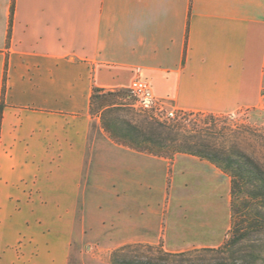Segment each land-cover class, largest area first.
<instances>
[{
  "label": "crops",
  "instance_id": "crops-1",
  "mask_svg": "<svg viewBox=\"0 0 264 264\" xmlns=\"http://www.w3.org/2000/svg\"><path fill=\"white\" fill-rule=\"evenodd\" d=\"M136 79L166 111L264 108V0H0V264L224 245L230 177L121 145L93 112Z\"/></svg>",
  "mask_w": 264,
  "mask_h": 264
},
{
  "label": "rangeland",
  "instance_id": "rangeland-1",
  "mask_svg": "<svg viewBox=\"0 0 264 264\" xmlns=\"http://www.w3.org/2000/svg\"><path fill=\"white\" fill-rule=\"evenodd\" d=\"M100 97L92 110L101 118L104 129L111 132V138L121 145L147 146L173 158L182 151L181 143L192 139L219 149L237 146L264 163V108L243 109L231 115L176 111L175 118L168 119L155 108L140 107L130 88ZM95 204L87 203L89 213L94 211ZM153 247V250L139 248L126 253L128 258L158 256L161 248ZM234 255L239 264H264V232L254 231L244 236L235 246ZM202 256L211 258L209 254Z\"/></svg>",
  "mask_w": 264,
  "mask_h": 264
},
{
  "label": "trees",
  "instance_id": "trees-1",
  "mask_svg": "<svg viewBox=\"0 0 264 264\" xmlns=\"http://www.w3.org/2000/svg\"><path fill=\"white\" fill-rule=\"evenodd\" d=\"M105 93L110 94L112 92L94 89L91 98L92 107ZM184 142V144L181 143L182 151H178L179 153L208 160L231 179L232 225L229 231V239L223 246L216 249H200L177 254L168 253L161 249L158 256L153 254L137 255L133 258H128L126 252H135L139 248L153 250L155 247L149 245L124 246L112 254L114 264H239L234 255L235 246L244 236L254 231L264 232V163L237 146L219 149L197 141L194 142L192 139H189L187 143ZM123 145L154 155L168 156L147 146H132L128 143H123ZM201 253L209 254L211 258L207 259Z\"/></svg>",
  "mask_w": 264,
  "mask_h": 264
},
{
  "label": "built area",
  "instance_id": "built-area-1",
  "mask_svg": "<svg viewBox=\"0 0 264 264\" xmlns=\"http://www.w3.org/2000/svg\"><path fill=\"white\" fill-rule=\"evenodd\" d=\"M130 91L136 98L140 107L144 109L155 108L159 110L166 118H175L176 111H166L161 107L159 102L156 100L152 91V87L148 81L143 79L134 80L130 86Z\"/></svg>",
  "mask_w": 264,
  "mask_h": 264
}]
</instances>
